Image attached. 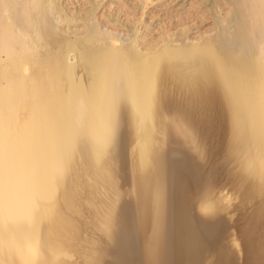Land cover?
Masks as SVG:
<instances>
[{"label": "bare ground", "instance_id": "bare-ground-1", "mask_svg": "<svg viewBox=\"0 0 264 264\" xmlns=\"http://www.w3.org/2000/svg\"><path fill=\"white\" fill-rule=\"evenodd\" d=\"M100 1L0 0V264H264V0H224L217 31L192 41L196 16L156 35L150 0H131L135 19L106 15L121 39ZM217 120L261 198L239 258L203 175L201 126ZM85 209L106 245L81 247Z\"/></svg>", "mask_w": 264, "mask_h": 264}, {"label": "rangeland", "instance_id": "rangeland-1", "mask_svg": "<svg viewBox=\"0 0 264 264\" xmlns=\"http://www.w3.org/2000/svg\"><path fill=\"white\" fill-rule=\"evenodd\" d=\"M81 2L82 0H71L70 6H72L73 9H79L81 7ZM131 3L135 4V2L131 0H101L98 2L95 14L97 19H99L100 25H110L109 19L106 16L107 14L113 15L114 17L119 16L123 20L126 16L135 19L136 16L134 13L138 8H136V6L133 8V5L129 6ZM150 3L152 4L147 6L146 9L147 15L145 14V21L149 22L151 28L155 30L160 27L166 28L169 24H173L179 19L196 16V23L186 22L183 24L184 27L191 25V29L188 30L187 33L189 41L195 40L203 35L212 36L217 31L213 16L218 15V12L221 10L226 11L228 9L224 0H150ZM110 20L112 22L111 18ZM79 23L82 24L83 22ZM79 23H75L77 28L82 27L81 25L78 26ZM62 27L65 29L67 23L63 22ZM110 27L114 28L113 30L115 33H119L121 39L125 38L126 30L123 26L117 24L113 26L110 25ZM82 30L84 31V28H82ZM155 34L160 35L158 31L155 32ZM174 94L179 96L177 91H174ZM190 117L192 120L194 119L191 115ZM219 122L220 120H217L214 126L210 127L211 129L205 128L203 130V126H201L202 138L199 137V141L202 139L203 141H200L202 142L201 144L203 146L206 145L204 149L208 157L205 158L203 162V175L209 180L211 185V196L219 197L221 200L225 201L230 200L232 210L222 211L231 223L228 231L230 232V237H227L226 240H231L232 243L230 242V244L235 243L237 245L238 248L235 250H239V252L238 250L236 251L238 253L236 255H238L239 258L244 253L239 230L241 227L247 225L246 217L253 213L254 209L260 204L261 198L249 195V188L246 190V186L249 183H243L239 179L238 167L234 165L235 161L233 160V162H231L232 160L230 161L227 159V124H225L224 121H221L223 124ZM130 148L131 145L126 144V169L129 168L131 159ZM120 188L122 192H125V197L128 198L129 194L127 190L130 188V181L126 180L123 182ZM81 215L83 223V225L81 224V228L83 227L81 231V247L88 248L89 245L99 242H101L102 246L106 245L107 242L101 237V233L95 225L93 216L89 214L86 209L83 210ZM262 224L258 226L259 230L257 231L260 232V234L263 232L262 234L264 236V225L262 226ZM73 260L78 264H85L81 257V253H75L73 255Z\"/></svg>", "mask_w": 264, "mask_h": 264}, {"label": "snow or ice", "instance_id": "snow-or-ice-1", "mask_svg": "<svg viewBox=\"0 0 264 264\" xmlns=\"http://www.w3.org/2000/svg\"><path fill=\"white\" fill-rule=\"evenodd\" d=\"M233 8H236L237 5H232ZM221 15H223V11L221 10ZM205 87V85L197 83L195 86H190L189 88V98H188V103L191 105L193 109V117L195 119V114L199 111L203 110V94H202V89ZM206 158H207V154ZM260 196L262 199H264V181L261 182V187H260ZM219 207L224 210V211H231L232 208L230 206V200L225 201L221 200L219 202Z\"/></svg>", "mask_w": 264, "mask_h": 264}, {"label": "water", "instance_id": "water-1", "mask_svg": "<svg viewBox=\"0 0 264 264\" xmlns=\"http://www.w3.org/2000/svg\"><path fill=\"white\" fill-rule=\"evenodd\" d=\"M221 216H222V218H221L222 221L226 224V227H225V228H228V229H229V228H230V225H229L230 222H229V220L227 219V217H226L224 214H222ZM194 217H195L196 219H198V218H200V219L203 218V216H200V217H199V216L196 214V212H194ZM198 220H199V219H198ZM226 230H227V229H226ZM227 242H228V240H227Z\"/></svg>", "mask_w": 264, "mask_h": 264}]
</instances>
